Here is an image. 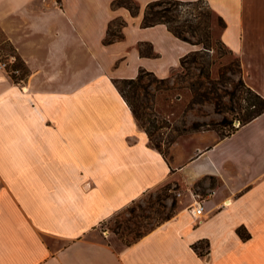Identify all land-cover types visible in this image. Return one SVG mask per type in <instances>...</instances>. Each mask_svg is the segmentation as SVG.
<instances>
[{"label":"crops","instance_id":"0c3cea01","mask_svg":"<svg viewBox=\"0 0 264 264\" xmlns=\"http://www.w3.org/2000/svg\"><path fill=\"white\" fill-rule=\"evenodd\" d=\"M116 1L0 0V31L27 69L16 84L0 68V264H264V112L168 161L115 80L167 78L195 46L142 25L155 0H135V13ZM205 1L264 98V0ZM119 19L122 37L105 43ZM169 180L182 192L168 219L130 245L103 228Z\"/></svg>","mask_w":264,"mask_h":264},{"label":"rangeland","instance_id":"374dc122","mask_svg":"<svg viewBox=\"0 0 264 264\" xmlns=\"http://www.w3.org/2000/svg\"><path fill=\"white\" fill-rule=\"evenodd\" d=\"M117 1L136 12L135 0ZM162 7L171 8L162 19L181 31L195 50L167 78L143 72L139 80L120 86L150 145L171 162L178 144L179 155L186 158L208 142L231 134L253 114L258 99L242 80L237 55L222 44V21L205 0L191 4L166 0L153 10ZM121 23L115 21L111 30H119ZM4 38L0 31V41ZM1 47L0 43V55L5 56ZM181 192V186L169 180L116 211L103 228L115 231L121 241H134L176 212ZM206 249L202 242L198 251Z\"/></svg>","mask_w":264,"mask_h":264},{"label":"trees","instance_id":"16d2710c","mask_svg":"<svg viewBox=\"0 0 264 264\" xmlns=\"http://www.w3.org/2000/svg\"><path fill=\"white\" fill-rule=\"evenodd\" d=\"M166 0H155V1H152V2H149L146 6V9H145V12H144V15H143V18H142V25L143 26H150V25H153V24H156V23H164L168 26V28L170 29V31H172V33L174 35H176L177 37H179L180 39L182 40H185L187 42H189L185 36L182 35L181 31L179 30H175V29H172L169 25H168V21L166 20H163L162 18H164V16L167 15V13L171 12V8H168V7H162L160 10H153L154 7L156 6H162L163 3L165 2ZM175 3L177 4H191V3H194L196 1H193V2H183V1H179V0H173ZM114 5H121V4H118V1H116L114 3ZM122 6V5H121ZM220 17V16H219ZM221 21H222V24H223V28L225 26V22L223 21V19L220 17ZM117 21V20H116ZM115 21H113L112 23H114ZM111 23V24H112ZM111 24L108 26V30L106 32V36L104 38V41L105 43H110V42H113L117 39H120L122 37V33L119 30H111ZM0 43L2 44V49L3 50H6L5 54L6 55H14L15 58H16V61L13 63L12 67L13 68H16V69H19V71L21 72L20 73V78H25L26 74H27V69L26 67L24 66L22 60L19 58V56L17 55L16 51L14 50V48L12 47V45L6 40V38H4L3 40L0 41ZM223 44V43H222ZM224 45V44H223ZM5 46H8V49L5 47ZM225 46V45H224ZM187 56V55H186ZM185 56V57H186ZM24 70V72H23ZM143 73L140 72L138 74V76L134 79H118V80H115V85L117 87V89L119 90V92L122 94V96L124 97V99L127 101V99L125 98L123 92H122V89H121V86L120 84L121 83H125V82H135L137 80H139L141 78V74ZM149 73V72H147ZM151 74V73H150ZM255 93V92H254ZM255 96L256 98L258 99V102L255 104L254 103V107H255V110L253 112V114L248 117L242 124L250 121L251 119H253L254 117L260 115L262 112H264V98H262L261 96H259L258 94L255 93ZM127 103L129 104V106L131 107L135 117H137L136 115V112L135 110L133 109L132 105L127 101ZM154 147V146H153ZM157 148V147H155ZM110 219V218H109ZM108 219V220H109ZM168 219V218H167ZM166 220V219H165ZM164 220V221H165ZM160 224V223H159ZM157 226V225H156ZM154 228V227H153ZM152 228V229H153ZM114 231V230H113ZM149 232V231H148ZM114 233H116L114 231ZM147 233V232H146ZM145 233V234H146ZM237 233L242 237V238H247L248 236L245 235L244 233V228L243 227H238L237 228ZM144 235V234H143ZM143 235H139L134 241H125V240H122L124 242V244L126 245H130L132 244L133 242H135L136 240H138L140 237H142ZM121 238V236H120ZM122 239V238H121ZM199 245L200 244H194L193 247L194 249L202 254V251H198V248H199Z\"/></svg>","mask_w":264,"mask_h":264},{"label":"built area","instance_id":"2783aa9c","mask_svg":"<svg viewBox=\"0 0 264 264\" xmlns=\"http://www.w3.org/2000/svg\"><path fill=\"white\" fill-rule=\"evenodd\" d=\"M16 61V58L14 55H0V68L7 74V76L16 84H21L23 82V79L19 77L20 71L19 69L13 68L12 65ZM22 92L26 91V87L21 85L20 87ZM195 200L193 201V204L189 205L188 208L191 212V214L194 217H199L202 215L203 211V204L202 200L203 197H201L200 194H194L193 195ZM229 201L223 202V205H228Z\"/></svg>","mask_w":264,"mask_h":264}]
</instances>
